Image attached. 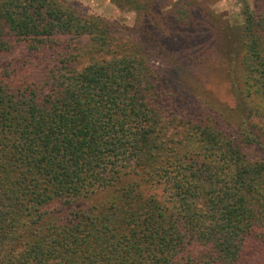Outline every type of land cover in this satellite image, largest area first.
I'll return each instance as SVG.
<instances>
[{"label": "trees", "instance_id": "trees-1", "mask_svg": "<svg viewBox=\"0 0 264 264\" xmlns=\"http://www.w3.org/2000/svg\"><path fill=\"white\" fill-rule=\"evenodd\" d=\"M244 5L220 34L250 107L197 95L230 138L167 115L145 30L129 45L60 0H0V264H264V156L247 151L264 143V0Z\"/></svg>", "mask_w": 264, "mask_h": 264}, {"label": "rangeland", "instance_id": "rangeland-1", "mask_svg": "<svg viewBox=\"0 0 264 264\" xmlns=\"http://www.w3.org/2000/svg\"><path fill=\"white\" fill-rule=\"evenodd\" d=\"M60 1L81 15L100 17L111 25L115 38L123 36L129 45L140 40L141 30H145L143 35L147 41H141L146 44L148 50L144 52H148L152 68L161 73V89L165 98L162 108L167 115L213 126L230 138H243L238 123L202 105L197 95L209 94L214 102L230 110L235 109L236 104L241 109L250 107L245 93L241 101L235 87V94L233 92L236 76L239 75V80L244 72L231 73L226 37L220 31L229 27V21L231 25L241 24L244 3L258 10L263 0H159L156 12L160 15H151L146 22L139 19L136 12L120 9L110 0ZM188 9L191 10V27L179 26L176 29L173 15ZM157 20L161 22L159 27ZM261 128L256 131L261 133L260 139L264 141V129ZM247 151L252 158H260L264 156V143Z\"/></svg>", "mask_w": 264, "mask_h": 264}]
</instances>
